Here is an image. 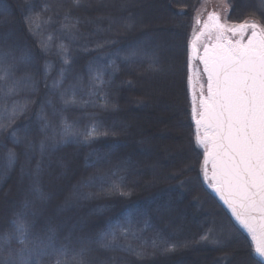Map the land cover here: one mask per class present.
Instances as JSON below:
<instances>
[{
	"label": "trees",
	"instance_id": "trees-1",
	"mask_svg": "<svg viewBox=\"0 0 264 264\" xmlns=\"http://www.w3.org/2000/svg\"><path fill=\"white\" fill-rule=\"evenodd\" d=\"M229 3L230 20L264 22L259 0ZM200 4L0 0V50L11 49L3 67L15 64L0 81V258L23 247L13 225L20 217L32 225L30 238L53 229V246L69 260L86 249L87 264H258L250 236L200 172L188 89ZM135 47L146 55L126 59ZM65 121L79 134L63 138ZM54 258L49 250L40 261Z\"/></svg>",
	"mask_w": 264,
	"mask_h": 264
},
{
	"label": "snow or ice",
	"instance_id": "snow-or-ice-1",
	"mask_svg": "<svg viewBox=\"0 0 264 264\" xmlns=\"http://www.w3.org/2000/svg\"><path fill=\"white\" fill-rule=\"evenodd\" d=\"M78 3L79 0H76ZM258 8L264 10V0H259ZM29 23L32 17L27 18ZM213 27L222 29L220 18L213 14L209 17ZM66 27L69 31L74 25ZM131 28V24L126 25ZM207 28L208 25H205ZM238 33L240 39L235 43L228 41L226 45H219L218 51L211 56L205 51L203 58L204 71L207 73V95H204V86L201 85L200 111L193 108L195 124L197 126L196 143L205 150L204 164H212V179L215 181V190L220 194L224 203L231 209L239 224L247 230L252 237V251L258 258V264H264V22L253 17L246 18L240 23L232 24L228 29ZM250 31L247 42L244 36ZM64 53L67 49L63 46ZM8 52L0 50V81H5L13 75L15 64L3 67ZM146 55L144 49L135 47L131 49L126 59ZM22 60L27 57H21ZM154 59V58H153ZM65 63H68L65 56ZM50 66L46 71H50ZM61 77L63 72L60 73ZM97 82L103 83L102 74L97 70ZM26 82L32 83L31 77ZM62 79L55 82L59 87ZM19 80L9 85L7 93L11 94L20 84ZM66 104L75 103L74 96L64 101ZM24 105L20 111H25ZM17 113L13 112V117ZM5 126L0 125V128ZM47 127V125H45ZM79 133L66 121L64 123L63 138L75 136ZM95 129L85 134L90 138ZM107 135V133H104ZM44 144L41 142V148ZM14 159L9 152L8 160ZM111 191L126 195L119 184H113ZM14 234L23 246L16 255L9 250L6 257L0 258V264H41L40 257L49 250L55 255L51 264H87L84 259L86 249L81 248L72 259H67L64 248L53 246L55 233L49 229L50 234L43 237L32 235V225L25 219L18 217L13 221ZM108 234H105V237ZM113 237L114 233H111ZM5 240L11 235L6 234ZM201 239L207 240L205 235ZM220 243V241H213ZM110 247L111 243H105ZM176 245L163 248L164 253L174 251ZM3 249H0L2 252ZM143 258V251L137 252Z\"/></svg>",
	"mask_w": 264,
	"mask_h": 264
},
{
	"label": "rangeland",
	"instance_id": "rangeland-1",
	"mask_svg": "<svg viewBox=\"0 0 264 264\" xmlns=\"http://www.w3.org/2000/svg\"><path fill=\"white\" fill-rule=\"evenodd\" d=\"M229 13H230L229 0H201V4L199 5L195 13L193 29L189 39V52H188L189 53L188 89H189L190 102H191V118L194 124H195V115L193 113V108H195L197 111L201 110L200 108L201 85L204 86V95L205 96L207 95V75L206 72L204 71L201 61L203 52L208 50L209 47H213L215 45H220V44H227L228 40L236 42L237 40L240 39L238 33L234 34L230 30H228L232 24L240 23L238 21L230 20ZM213 14L217 15L220 18V23L224 26L222 29L213 27L212 22L209 20V17L212 16ZM205 25H208V27L206 28ZM249 35H250V31L245 34L244 42L247 41ZM196 49H197V55H195ZM194 128H195L194 130L196 137L197 135L196 124L194 125ZM195 144L197 148H199L202 151V155L204 154L202 156L201 166H200V172L202 179L204 181V185L212 192V190L214 189L215 181L212 179L211 165L210 163L207 164L208 177L206 179V172L205 170H203L205 150L202 146L198 145L197 143ZM178 150H181L180 146L178 147ZM250 238L252 240L251 236Z\"/></svg>",
	"mask_w": 264,
	"mask_h": 264
},
{
	"label": "water",
	"instance_id": "water-1",
	"mask_svg": "<svg viewBox=\"0 0 264 264\" xmlns=\"http://www.w3.org/2000/svg\"><path fill=\"white\" fill-rule=\"evenodd\" d=\"M228 41H231V40H228ZM227 41V42H228ZM233 43H235L234 41H232ZM247 42V41H246ZM220 45H226V44H220ZM219 45H215L213 47H209V49L207 50L208 54L211 56L215 51H218L219 48H218ZM196 54L197 55V49H196ZM205 56V51L203 52L202 54V57H201V61H202V65H203V68H204V63H203V58ZM207 75V73H206ZM210 165H211V168H212V164H211V161H209ZM214 183V182H213ZM215 185V183H214ZM212 192L217 196V198L223 203V205L230 211V213L233 215L231 209L224 203L223 199L221 198L220 194L215 190V187L214 189L212 190ZM233 218L235 219V221L239 224V222L236 220V217L233 215ZM240 225V224H239ZM241 226V225H240ZM242 227V226H241ZM243 228V227H242ZM244 229V228H243ZM245 231H247L246 229H244ZM249 234V233H248ZM250 235V234H249ZM251 236V235H250Z\"/></svg>",
	"mask_w": 264,
	"mask_h": 264
},
{
	"label": "bare ground",
	"instance_id": "bare-ground-1",
	"mask_svg": "<svg viewBox=\"0 0 264 264\" xmlns=\"http://www.w3.org/2000/svg\"><path fill=\"white\" fill-rule=\"evenodd\" d=\"M203 168H204L203 170H205V172H206V179H207V177H208V176H207V173H208V172H207V170H208V166L204 164ZM207 181H208V180H207ZM210 185H211V184H210Z\"/></svg>",
	"mask_w": 264,
	"mask_h": 264
}]
</instances>
